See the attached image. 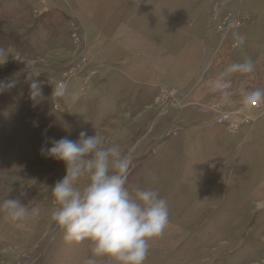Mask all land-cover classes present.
<instances>
[{"label":"rangeland","instance_id":"rangeland-1","mask_svg":"<svg viewBox=\"0 0 264 264\" xmlns=\"http://www.w3.org/2000/svg\"><path fill=\"white\" fill-rule=\"evenodd\" d=\"M0 47L13 85L0 88V204L39 213L14 225L0 211V264L91 256L50 220L66 165L41 154L81 132L131 159L129 191L167 202L144 264H264V98L246 100L264 91V0H0ZM247 58L254 71L231 74L225 100L212 83Z\"/></svg>","mask_w":264,"mask_h":264},{"label":"clouds","instance_id":"clouds-1","mask_svg":"<svg viewBox=\"0 0 264 264\" xmlns=\"http://www.w3.org/2000/svg\"><path fill=\"white\" fill-rule=\"evenodd\" d=\"M245 43L243 36H236L234 48ZM0 47V64L8 55ZM15 59H18L14 57ZM19 60V59H18ZM254 64L250 58L234 63L220 73L212 83L214 92L228 99L230 83L228 77L233 73L250 74ZM33 74L30 73L29 78ZM0 83V88L12 87ZM33 99L40 95L39 83H31ZM66 95L63 85L53 88V97ZM264 98L259 89L246 95V100ZM51 147L41 148V154L66 165V175L51 188L54 208L50 220L64 232L63 240L68 245L85 242L91 256L83 264H98L100 260L116 261L117 264H144L151 242L163 237L169 226L167 202L157 190L136 188L129 191L125 186L132 161L123 155L119 146L108 145L104 137L95 132L88 135L80 133L78 141L67 137L51 140ZM86 178L83 187L79 182ZM0 211L14 224L18 225L29 216L38 215V210L28 209L19 200L5 199Z\"/></svg>","mask_w":264,"mask_h":264},{"label":"built area","instance_id":"built-area-1","mask_svg":"<svg viewBox=\"0 0 264 264\" xmlns=\"http://www.w3.org/2000/svg\"><path fill=\"white\" fill-rule=\"evenodd\" d=\"M64 86V85H63ZM65 88V87H64Z\"/></svg>","mask_w":264,"mask_h":264}]
</instances>
